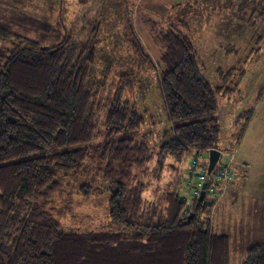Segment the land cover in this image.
Returning <instances> with one entry per match:
<instances>
[{
	"label": "trees",
	"instance_id": "obj_1",
	"mask_svg": "<svg viewBox=\"0 0 264 264\" xmlns=\"http://www.w3.org/2000/svg\"><path fill=\"white\" fill-rule=\"evenodd\" d=\"M158 32L163 49L159 85L171 134L157 154L132 137L108 145L109 156L122 167L111 182L109 200L116 229L79 232L65 228L50 202L62 187L60 175L81 172L90 156L84 146L96 136L98 50L92 39L77 42L70 31L43 45L0 24V37L20 39L13 47H0V264H231L230 237L213 230L216 203L207 199L209 188L204 200L190 205L177 190L163 193L152 205L143 198L146 183L139 174H147L155 155L162 168L169 157L180 161L212 148L225 153L214 115L219 94L230 89L213 86L203 75L188 32ZM126 73L128 86L133 77L130 70ZM234 82L235 89L239 81ZM143 123L144 116L116 94L105 117L110 133L135 131ZM208 164L202 169L212 185ZM82 188L91 194L90 185ZM240 264H264V240L248 247Z\"/></svg>",
	"mask_w": 264,
	"mask_h": 264
},
{
	"label": "rangeland",
	"instance_id": "obj_2",
	"mask_svg": "<svg viewBox=\"0 0 264 264\" xmlns=\"http://www.w3.org/2000/svg\"><path fill=\"white\" fill-rule=\"evenodd\" d=\"M177 3L180 7L172 10ZM0 24L43 45L70 31L77 42L92 39L98 50L93 95L96 136L84 146L90 156L81 172L60 175L62 187L50 202L52 214L66 229H116L109 218V200L111 182L122 167L108 154L112 141L132 137L157 154L171 134L159 85L163 49L158 31L176 28L188 32L203 75L213 86L230 89L219 94L214 116L221 129L219 148L235 154L234 170L241 172L237 181L243 179L225 197L222 185H211L207 199L216 203L213 230L230 236L231 264H240L246 249L264 240V0H0ZM17 42L20 39L0 37V47ZM127 70L133 77L128 86ZM235 78L239 82L234 89ZM118 93L144 116V123L138 130L113 135L105 117ZM250 109L253 114L243 116ZM209 157V151L180 161L169 157L160 168L155 155L147 174H139L146 183V204L157 203L171 190L188 196L191 173L186 172L196 159L202 169ZM108 169L113 171L111 178ZM85 185L92 187L89 196Z\"/></svg>",
	"mask_w": 264,
	"mask_h": 264
},
{
	"label": "built area",
	"instance_id": "obj_3",
	"mask_svg": "<svg viewBox=\"0 0 264 264\" xmlns=\"http://www.w3.org/2000/svg\"><path fill=\"white\" fill-rule=\"evenodd\" d=\"M222 154L223 153H221V155ZM223 156H227V158L225 160L223 159L222 162L216 165L215 169L213 170V183L218 185L228 182L234 173V163L236 161L235 154L232 152H225ZM193 165V168H190V192L188 196H180V199L186 201V203L189 205L193 204L195 200L200 197L203 183L208 181V174L206 173V170H199L197 160L194 161ZM208 188L210 189L209 193H212L213 188L211 185ZM188 197L190 198L188 199Z\"/></svg>",
	"mask_w": 264,
	"mask_h": 264
},
{
	"label": "water",
	"instance_id": "obj_4",
	"mask_svg": "<svg viewBox=\"0 0 264 264\" xmlns=\"http://www.w3.org/2000/svg\"><path fill=\"white\" fill-rule=\"evenodd\" d=\"M209 152H210V157H209L208 173L211 174L215 169L216 165L218 164L222 152L218 148H212L210 149ZM209 185L210 183L208 181H205L203 183L202 191L199 198L200 201L204 200Z\"/></svg>",
	"mask_w": 264,
	"mask_h": 264
},
{
	"label": "crops",
	"instance_id": "obj_5",
	"mask_svg": "<svg viewBox=\"0 0 264 264\" xmlns=\"http://www.w3.org/2000/svg\"><path fill=\"white\" fill-rule=\"evenodd\" d=\"M240 176H241V172H239L238 168H235L232 178L228 182L222 184V186L224 187V190L221 191L222 192L221 195L224 194L223 197H225V195H227L228 193H232L231 192L232 190L230 191L231 186H233V185H234V187L238 186L236 184L239 183V181H241L243 179L242 178L241 180L237 181L240 178ZM223 234H225V233H223ZM226 235H228V234H226ZM230 243H231V240H230Z\"/></svg>",
	"mask_w": 264,
	"mask_h": 264
}]
</instances>
